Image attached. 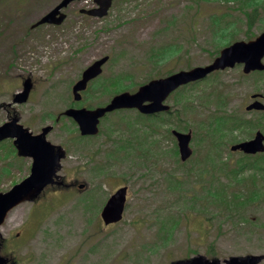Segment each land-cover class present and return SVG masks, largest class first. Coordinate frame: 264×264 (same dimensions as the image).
Segmentation results:
<instances>
[{
	"label": "rangeland",
	"instance_id": "374dc122",
	"mask_svg": "<svg viewBox=\"0 0 264 264\" xmlns=\"http://www.w3.org/2000/svg\"><path fill=\"white\" fill-rule=\"evenodd\" d=\"M59 1L0 0V125L14 110L33 134L51 126L47 140L66 152L59 171L64 184L48 186L7 215L0 227L3 254L18 264H170L199 255L222 263L232 256L264 255V204L227 216L210 200L190 198L202 191L195 182L203 166L193 164L211 151L200 127L220 112V101L226 112L250 122L223 151L252 139L257 129L264 134V111L245 110L253 94L264 96V71L245 75L239 65L179 89L166 101L174 113L158 121L132 110L109 113L95 138L82 139L77 125L62 115L73 105L103 107L115 94L208 65L227 42L260 35L264 23L248 27L244 10L224 0H119L99 19L80 14L95 8L93 0H80L63 10L62 24L30 28ZM229 23L235 27L224 26ZM105 56L102 74L74 102L72 85ZM25 78L32 81L30 101L6 111ZM186 104L194 109L183 110ZM171 130L191 131L189 161H179ZM30 164L9 139L0 141V192L27 177ZM190 169L197 175L187 174ZM177 178L184 185L176 186ZM122 186L127 187L123 217L104 226L100 210Z\"/></svg>",
	"mask_w": 264,
	"mask_h": 264
},
{
	"label": "water",
	"instance_id": "95a60500",
	"mask_svg": "<svg viewBox=\"0 0 264 264\" xmlns=\"http://www.w3.org/2000/svg\"><path fill=\"white\" fill-rule=\"evenodd\" d=\"M79 0H61L55 7L42 16L31 28L43 24L60 25L66 18L62 12L69 4ZM113 1L116 0H93L96 8L81 10L80 13L89 17L102 18L107 15ZM264 57V32L254 40L238 41L222 49L214 61L203 67H194L188 71H179L165 78L154 79L140 86L135 92H123L111 98L103 107L93 110L67 109L63 114L72 118L82 136H92L98 133L99 120L106 114L120 109H135L144 115H152L168 111L169 107L164 104L167 97L182 85L199 81L216 70L232 68L236 64H243V73L264 70L262 59ZM108 57L95 61L82 73L81 78L73 85L72 95L74 101L81 99V92L87 87L88 82L97 78L102 72V66ZM31 89L30 80L27 79L22 91L15 94L13 103H24ZM258 95H253L252 99ZM250 110H264V105L258 101L252 102L246 107ZM51 126L44 128L39 135H32L22 125L18 124L17 118H12L0 126V141L11 138L17 150V155L29 157L32 160L29 175L21 182L13 185L7 192H0V226L4 222L8 212L23 202L36 199L49 185H59L60 160L64 158V152L60 147H55L46 140ZM172 136L176 139L179 159L187 161L191 155L190 148L191 132H178L173 130ZM230 150L240 151L246 155H255L264 152V135L257 131L253 139L237 143ZM126 187L117 189L105 202L100 212L101 221L105 226L121 221L125 201ZM263 256H232L224 260V264H256ZM0 257V264H4ZM170 264H219V261L209 260L201 255L186 260H178Z\"/></svg>",
	"mask_w": 264,
	"mask_h": 264
},
{
	"label": "trees",
	"instance_id": "16d2710c",
	"mask_svg": "<svg viewBox=\"0 0 264 264\" xmlns=\"http://www.w3.org/2000/svg\"><path fill=\"white\" fill-rule=\"evenodd\" d=\"M224 1L225 3H229L230 1L236 2V5L244 10L243 14L247 19L246 23L248 27L259 21L264 23V0ZM215 22L216 24H219V22L217 23V18ZM224 26L231 28L234 25L230 24ZM218 30L221 33H227L224 27H219ZM224 39V37L221 38V40ZM227 43L226 45H228ZM161 53L165 54L163 51ZM163 57L164 56L161 58ZM220 103L222 104V107L219 110L220 112L209 118L207 123L203 127H200L203 131V140L211 148V151L207 152L206 157L201 164H193L194 168H197V166H203L200 170L203 173L200 176L191 169L186 171L187 174L192 172L196 173L198 178H196L195 183L202 186L201 194L198 197L197 195H192L190 198L202 199L204 200V203H207L210 200L214 207L219 206V208H223L227 213V216H230L234 212L240 215L249 207H253L256 204H264V154L256 156L241 155L240 158L234 162L230 160L229 157L233 156V153H230L225 148L223 151V147L236 142L237 133L239 135L242 129L244 130L246 126H250V124H248L250 122L226 112L225 103L223 104L222 101H220ZM181 106L183 110H186L187 108L194 109V105L192 106V104ZM221 111L224 113H221ZM163 115L170 117L172 114L169 113L168 115ZM157 119L158 117L153 118L154 121H158ZM180 129H182V127ZM224 152L226 156H223ZM100 172H102L101 168ZM204 172L211 174L207 177ZM224 175L226 179L225 182L221 179ZM205 177H207V179H205ZM174 181L176 182V186L184 185L180 183L181 180L178 178L177 180L174 179ZM189 190L195 194V189L191 190L189 187ZM240 219L243 221L251 220L246 216H243ZM237 222L239 221L237 220Z\"/></svg>",
	"mask_w": 264,
	"mask_h": 264
},
{
	"label": "flooded vegetation",
	"instance_id": "af4514ba",
	"mask_svg": "<svg viewBox=\"0 0 264 264\" xmlns=\"http://www.w3.org/2000/svg\"><path fill=\"white\" fill-rule=\"evenodd\" d=\"M27 79H29L30 81H31V79L30 78H25V79H23V80H21V86L24 84V82L27 80ZM31 85H32V81H31ZM18 92V91H17ZM31 94H32V88H31V92H30V94H29V97H28V100H27V102H29L30 101V97H31ZM14 95H15V93L11 96V103L10 104H8L7 106H5L3 109H5L6 111L8 110V109H11V110H13V108L14 107H22L24 104H26V103H13V99H14ZM7 114H8V117H7V120L8 119H10V118H13V117H17V113H15L14 112V110H13V112L12 113H9V111H7ZM44 127H41V130L43 129ZM40 130V131H41ZM17 237H18V235H17ZM11 246H13L14 247V244L13 245H11ZM17 247V245H15V248ZM5 249H6V245H5V240H1V238H0V256L3 258V260H4V264H18L17 262H14V261H12L11 259H9L8 258V256L7 255H4L3 253H6L5 252ZM263 262H264V259H262L261 261H259L257 264H263Z\"/></svg>",
	"mask_w": 264,
	"mask_h": 264
}]
</instances>
